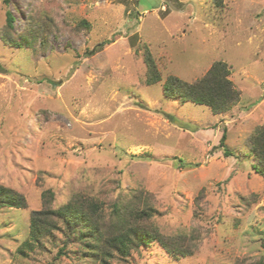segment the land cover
Here are the masks:
<instances>
[{"label":"rangeland","instance_id":"rangeland-1","mask_svg":"<svg viewBox=\"0 0 264 264\" xmlns=\"http://www.w3.org/2000/svg\"><path fill=\"white\" fill-rule=\"evenodd\" d=\"M8 11L14 36L43 35L4 41ZM216 61L240 92L229 110L164 95L169 75L193 82ZM258 126L264 0H0V184L26 200L0 208V264H100L59 219L29 249L32 213L82 196L109 217L136 191L157 211L146 225L191 250L154 241L113 264H264V178L247 147Z\"/></svg>","mask_w":264,"mask_h":264},{"label":"trees","instance_id":"trees-1","mask_svg":"<svg viewBox=\"0 0 264 264\" xmlns=\"http://www.w3.org/2000/svg\"><path fill=\"white\" fill-rule=\"evenodd\" d=\"M9 3V0H4ZM217 6L223 5V0H213ZM7 23L2 38L17 47H29L32 41L43 34L30 28L20 35H13L14 18L7 12ZM86 25L88 22L83 21ZM31 32H27L29 31ZM144 61L146 64V83L154 84L161 80L156 62L145 47ZM230 69L223 61L214 62L206 74L200 79L189 82L178 76L169 75L163 83V93L166 97L178 99L181 102L192 101L211 108L214 114L229 110L240 98L232 80L229 78ZM167 118L172 116L164 113ZM224 134L221 143L224 144ZM248 150L254 161L252 169L264 178V126L255 128L248 140ZM225 154H232L225 150ZM26 204L25 197L0 184V208H21ZM109 217H106L101 205L82 196L74 197L65 205L53 210H37L32 213L30 220V238L24 243L29 249L47 236L52 228L57 226L56 219L62 220L67 228V237L79 239L93 258L100 264H113L111 259H126L134 249L151 242H159L169 253L187 254L191 248L180 243L177 239L165 236L156 228L146 225V221L157 211L150 202L149 195L143 191L134 192L129 199L118 200L111 207ZM65 253L64 250H60Z\"/></svg>","mask_w":264,"mask_h":264},{"label":"water","instance_id":"water-1","mask_svg":"<svg viewBox=\"0 0 264 264\" xmlns=\"http://www.w3.org/2000/svg\"><path fill=\"white\" fill-rule=\"evenodd\" d=\"M177 123H179L178 121H176Z\"/></svg>","mask_w":264,"mask_h":264}]
</instances>
